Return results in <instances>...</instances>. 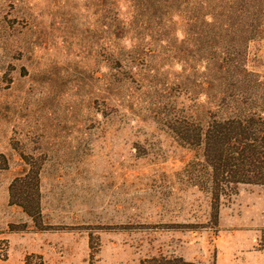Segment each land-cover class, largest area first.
Listing matches in <instances>:
<instances>
[{"label":"rangeland","instance_id":"obj_1","mask_svg":"<svg viewBox=\"0 0 264 264\" xmlns=\"http://www.w3.org/2000/svg\"><path fill=\"white\" fill-rule=\"evenodd\" d=\"M258 109L264 0H0V264H264V185L214 218L194 144ZM32 165L46 230L9 202Z\"/></svg>","mask_w":264,"mask_h":264},{"label":"trees","instance_id":"obj_2","mask_svg":"<svg viewBox=\"0 0 264 264\" xmlns=\"http://www.w3.org/2000/svg\"><path fill=\"white\" fill-rule=\"evenodd\" d=\"M249 112V111H248ZM261 109L247 114H235L213 118L201 128L194 142L202 146L203 156L210 168V189L212 210L217 218V201L221 195L233 193L239 184L264 185V115ZM186 138L195 135L196 130L183 127ZM190 137V138H192ZM183 138V135H182ZM40 169L30 166L22 177L10 183L11 204L19 205L30 216L38 230H46L37 218L40 216L37 183ZM24 264H44L40 255H25ZM139 264H203L188 261L180 256H152L140 260Z\"/></svg>","mask_w":264,"mask_h":264}]
</instances>
